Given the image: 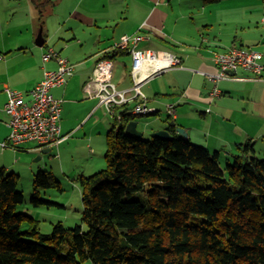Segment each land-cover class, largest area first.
I'll list each match as a JSON object with an SVG mask.
<instances>
[{
    "label": "crops",
    "instance_id": "obj_1",
    "mask_svg": "<svg viewBox=\"0 0 264 264\" xmlns=\"http://www.w3.org/2000/svg\"><path fill=\"white\" fill-rule=\"evenodd\" d=\"M48 1L51 7L40 19L32 0H0V168L16 173L20 180L28 178L32 185L36 168L27 154L39 153L41 160L46 155L42 154L45 149L31 151L35 147L31 144L21 151L2 148L1 144L10 133L4 109L6 90L27 94L41 82L45 71L58 70L57 61L43 59L54 50L74 65V72L64 85L51 90L62 100L64 140L46 149H51L49 153L54 150L53 157L60 159L57 172L63 178L80 179L82 173L91 171H66L69 154L79 156L72 157L76 168L87 158L94 165L96 155L106 152L107 136L114 125L106 109L90 94L96 87L90 89L88 84L98 62L113 46L123 36L138 34L141 49L181 60V67L164 70L146 63L134 77L130 53H116L112 59L116 88L130 89L139 77L148 107L156 110L142 116L149 133L170 132L168 121L172 120L176 135L181 136L177 128L185 129L194 145L229 156L227 161L242 154L240 145L252 142L255 148L258 139L264 138V70L261 81L253 80L244 70L236 74L241 80L218 81L221 94L217 97H211L215 83L210 79L219 71L214 53L232 47L264 52V0ZM41 29L44 42L38 46ZM260 62L264 65V57ZM168 105L175 106L172 118ZM135 121L139 125L138 117Z\"/></svg>",
    "mask_w": 264,
    "mask_h": 264
},
{
    "label": "trees",
    "instance_id": "obj_2",
    "mask_svg": "<svg viewBox=\"0 0 264 264\" xmlns=\"http://www.w3.org/2000/svg\"><path fill=\"white\" fill-rule=\"evenodd\" d=\"M40 19L48 0H32ZM111 51L102 59H113ZM124 112L107 136L106 169L79 185L82 226L43 233L18 212L20 176L0 168V264H264V160L240 145L234 164L188 138L129 135ZM169 119V118H168ZM60 189L46 171L34 176L31 204H51L40 190ZM24 225L27 226L24 229Z\"/></svg>",
    "mask_w": 264,
    "mask_h": 264
},
{
    "label": "built area",
    "instance_id": "obj_3",
    "mask_svg": "<svg viewBox=\"0 0 264 264\" xmlns=\"http://www.w3.org/2000/svg\"><path fill=\"white\" fill-rule=\"evenodd\" d=\"M141 35L123 36L113 46L112 51L128 52L133 59L132 73L137 76L146 63L154 64L156 69L164 70L181 67V60L170 54L161 58L156 52L144 50L139 47ZM44 61L55 60L59 65L56 71H45L43 79L27 94L7 89V102L5 112L8 115L9 136L1 144L2 148L21 151L27 144L35 147L31 151H40L58 146L63 140L61 132L62 100L56 99L51 90L62 86L68 77L73 75L74 65L62 58L54 50H49ZM264 52L232 47L223 52L214 53V63L218 73L211 75L215 83L211 97L220 96L221 92L216 86L220 80H241L237 77L238 70H244L252 75L253 80H262L264 65L260 62ZM114 63L112 59H102L98 62L88 88L95 86L93 94L99 105L106 109L107 114L115 123L123 120V113H131L132 109H140V116L155 114L156 110L148 107L147 100L141 92V81L134 79V86L127 90L117 89L113 84ZM234 72L235 75H230ZM132 108H129L130 105ZM167 113L170 118L175 114V106L168 105Z\"/></svg>",
    "mask_w": 264,
    "mask_h": 264
},
{
    "label": "rangeland",
    "instance_id": "obj_4",
    "mask_svg": "<svg viewBox=\"0 0 264 264\" xmlns=\"http://www.w3.org/2000/svg\"><path fill=\"white\" fill-rule=\"evenodd\" d=\"M132 67V64H131ZM138 130L140 132L144 133V138L151 139V133L148 132V130L144 127L143 118L138 117ZM30 145V144H29ZM33 145V144H31ZM256 156L260 160H264V138L258 139L256 145ZM105 151V150H104ZM105 153L103 154H97L95 164H92V161H89L85 159L84 161L80 162V168H76L72 166V157H79V156H73L68 155L67 159L70 160V164L66 165V171L70 174L79 173L81 169L83 168L84 171H88L85 174H81V176L89 177L99 171H102L106 169V160H105ZM26 154V153H24ZM39 153H29L27 156H29L30 164L33 165L36 168V174L40 171H45L47 173L52 174L55 179L60 182L61 184V190L60 189H47V190H40V199L47 201L51 204H44L43 206H40L39 208H35L31 204V191H32V185L31 182L28 183V178H23L19 182V191H22L26 201L24 204L20 205L18 207V212L24 213L28 216H31L32 218H35L38 220L40 225V230L43 233H52L53 227L59 223H63L66 229L73 230L77 226H82V214H83V204H82V198L80 196V189H79V178H73L72 180H68L66 178H63L59 175L57 172L59 170V164L57 157H53L55 155L54 150L46 155H43L42 160L35 162L34 159L37 157ZM240 155V154H239ZM226 158H229V156H222L221 157V163L222 166H225L227 164H234V157H230V160L227 161ZM53 160H56V163L53 162ZM78 161V160H75ZM86 164L90 165L88 168L85 166ZM97 166L96 168H94ZM42 169H41V168ZM53 169V170H52ZM80 169V170H79ZM79 171V172H78ZM92 173V174H91ZM77 177V175H75ZM27 226L24 225V229H26Z\"/></svg>",
    "mask_w": 264,
    "mask_h": 264
},
{
    "label": "water",
    "instance_id": "obj_5",
    "mask_svg": "<svg viewBox=\"0 0 264 264\" xmlns=\"http://www.w3.org/2000/svg\"><path fill=\"white\" fill-rule=\"evenodd\" d=\"M44 42V38H43V31L42 29L40 30V33L38 35V39H37V45L38 46H42ZM230 75H235L234 72H230ZM168 125L169 126H176V123L172 120L168 121ZM138 123L136 121H131L125 128V132L129 135L141 138L143 137V132H140L137 128ZM177 132L178 134H180L183 138H187V132L185 131V129L183 128H177ZM151 138H159V139H164V140H173L174 136L168 131V130H160L157 132H154L151 134ZM51 151V149H45L42 154H47ZM41 160V155H39L34 161L38 162Z\"/></svg>",
    "mask_w": 264,
    "mask_h": 264
},
{
    "label": "bare ground",
    "instance_id": "obj_6",
    "mask_svg": "<svg viewBox=\"0 0 264 264\" xmlns=\"http://www.w3.org/2000/svg\"><path fill=\"white\" fill-rule=\"evenodd\" d=\"M156 68V67H155ZM140 79V78H139ZM132 114L135 116H140V109H132ZM170 118V117H169Z\"/></svg>",
    "mask_w": 264,
    "mask_h": 264
}]
</instances>
